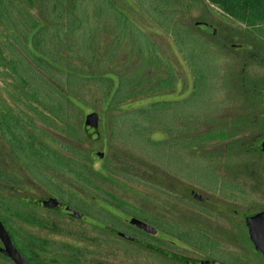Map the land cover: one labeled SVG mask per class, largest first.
<instances>
[{
  "label": "trees",
  "instance_id": "trees-1",
  "mask_svg": "<svg viewBox=\"0 0 264 264\" xmlns=\"http://www.w3.org/2000/svg\"><path fill=\"white\" fill-rule=\"evenodd\" d=\"M24 1L0 0V64L33 111L0 109L2 192L12 166L117 189L157 154L214 156L203 142L264 155V0Z\"/></svg>",
  "mask_w": 264,
  "mask_h": 264
},
{
  "label": "flooded vegetation",
  "instance_id": "flooded-vegetation-1",
  "mask_svg": "<svg viewBox=\"0 0 264 264\" xmlns=\"http://www.w3.org/2000/svg\"><path fill=\"white\" fill-rule=\"evenodd\" d=\"M233 139L203 142L214 156L148 158L117 189L63 188L58 174L16 180L10 167L0 264H264L252 235L264 215V155L227 156ZM191 161L201 166L191 171Z\"/></svg>",
  "mask_w": 264,
  "mask_h": 264
},
{
  "label": "rangeland",
  "instance_id": "rangeland-1",
  "mask_svg": "<svg viewBox=\"0 0 264 264\" xmlns=\"http://www.w3.org/2000/svg\"><path fill=\"white\" fill-rule=\"evenodd\" d=\"M14 1L16 4H18L21 8L26 7V3L24 0H12ZM2 29V23L0 22V32ZM0 45H1V39H0ZM178 76H179V80H178V84H177V92L179 94L182 93V90L185 88V82H186V89L189 87L190 84V74L188 71V68L183 66V68L178 69ZM184 82V84H183ZM170 98V97H167ZM8 105L10 106L14 112H18V111H25V112H29V113H33V111L30 109V107L26 106V104L20 99V97H18L17 92L14 90L10 78L7 75L6 71L4 70L3 66H1L0 64V109L2 108V106ZM160 135H156V137H159ZM264 145V144H263ZM159 158H174L177 157V155H174L172 157L168 156V157H162L159 154L156 155ZM99 162H97L98 164ZM196 171V170H195Z\"/></svg>",
  "mask_w": 264,
  "mask_h": 264
},
{
  "label": "water",
  "instance_id": "water-1",
  "mask_svg": "<svg viewBox=\"0 0 264 264\" xmlns=\"http://www.w3.org/2000/svg\"><path fill=\"white\" fill-rule=\"evenodd\" d=\"M86 123L94 130L98 126V118L96 114H90L86 117ZM100 156H103V153H100ZM252 235L256 243L264 250V215L258 218L252 230ZM0 236L2 238H8V234L0 221Z\"/></svg>",
  "mask_w": 264,
  "mask_h": 264
}]
</instances>
